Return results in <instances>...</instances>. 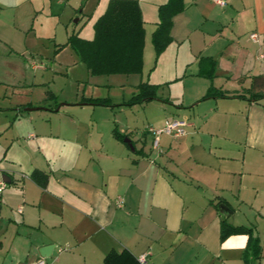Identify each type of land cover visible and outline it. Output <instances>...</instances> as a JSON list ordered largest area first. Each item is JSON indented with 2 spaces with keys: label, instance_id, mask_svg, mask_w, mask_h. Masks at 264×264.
I'll return each mask as SVG.
<instances>
[{
  "label": "crops",
  "instance_id": "crops-1",
  "mask_svg": "<svg viewBox=\"0 0 264 264\" xmlns=\"http://www.w3.org/2000/svg\"><path fill=\"white\" fill-rule=\"evenodd\" d=\"M183 1L173 43L148 71L152 18L141 7L144 69L120 104L82 97L43 106L54 102L47 97L0 106L13 119L0 128V264H105L111 251L142 264H247L249 235L222 240L223 220L253 229L264 264V97L250 93L264 76V0ZM36 4L0 0V87L21 85L23 22ZM206 59L217 64L212 78ZM142 82L160 86L159 98L127 105ZM95 99L110 104L87 102ZM174 120L186 121V133H163L156 146L151 129ZM47 246L55 248L43 258Z\"/></svg>",
  "mask_w": 264,
  "mask_h": 264
},
{
  "label": "rangeland",
  "instance_id": "rangeland-1",
  "mask_svg": "<svg viewBox=\"0 0 264 264\" xmlns=\"http://www.w3.org/2000/svg\"><path fill=\"white\" fill-rule=\"evenodd\" d=\"M109 2L110 0H36L37 12L23 22L18 53L21 61V85L0 87V106L9 108L17 101H31L38 106V102L47 97H55L54 102H44L45 105L41 103L43 106L54 105L55 101L61 105L65 100H82V97H109L116 105L125 98H130L127 96L133 85L141 80V75L93 76L68 45L73 34L86 40L94 39L95 23L105 13ZM167 2L168 0H139L141 7L152 18L146 24L148 45L152 51L151 60L147 58V71L157 61L152 44L153 21L158 19L155 7ZM12 108L18 109L17 105ZM140 111L136 114L142 118V110ZM126 116L125 114L123 119ZM12 121L5 113L0 114V128H7ZM140 124L144 127L142 122ZM12 129L11 131H15V127ZM24 131L23 128L22 140L27 138ZM15 136L17 137L16 133ZM11 139H14V133L8 132L2 143L8 147Z\"/></svg>",
  "mask_w": 264,
  "mask_h": 264
},
{
  "label": "trees",
  "instance_id": "trees-1",
  "mask_svg": "<svg viewBox=\"0 0 264 264\" xmlns=\"http://www.w3.org/2000/svg\"><path fill=\"white\" fill-rule=\"evenodd\" d=\"M185 9L183 0H168L158 9V25L152 35V44L156 60L173 43L171 30L173 18ZM95 36L92 40L83 39L76 34L70 36L68 45L80 58L93 76L141 75L144 69V48L146 32L139 0H110L104 14L95 23ZM212 64L209 77L214 76L216 62L206 59ZM160 86L142 82L137 86V93L127 103L134 105L159 98ZM211 93H215L213 89ZM251 97L259 101L264 97V76L254 77L250 88ZM224 96V94H222ZM99 105H109L108 99L87 100ZM124 140L125 136L117 135ZM33 179L40 183L44 174L35 171ZM249 235V244L245 253L247 264H256L262 257L261 241L254 236L253 229L233 226L222 221L221 239L235 234ZM105 264H142L128 251L118 253L111 251L104 260Z\"/></svg>",
  "mask_w": 264,
  "mask_h": 264
},
{
  "label": "built area",
  "instance_id": "built-area-1",
  "mask_svg": "<svg viewBox=\"0 0 264 264\" xmlns=\"http://www.w3.org/2000/svg\"><path fill=\"white\" fill-rule=\"evenodd\" d=\"M211 1L220 7H226L227 6L226 0H211ZM257 38H258L257 34L251 35V39L257 40ZM186 127H187L186 121L174 120V121L168 122L165 125V127H163L162 129H158V130L151 129V131L155 135V141H156L155 145L156 146L158 145L159 137L161 134L165 133L167 135H171L174 137L182 136L186 133V129H185ZM5 188H6L5 183H1L0 192H2ZM141 260L143 262L144 258ZM30 264H47V263L45 262V260L41 259V260L35 261L33 263H30Z\"/></svg>",
  "mask_w": 264,
  "mask_h": 264
},
{
  "label": "water",
  "instance_id": "water-1",
  "mask_svg": "<svg viewBox=\"0 0 264 264\" xmlns=\"http://www.w3.org/2000/svg\"><path fill=\"white\" fill-rule=\"evenodd\" d=\"M28 110H33V109H28ZM127 142H129L130 145L131 144V141L130 140H126ZM222 208V213L227 216V212H228V209L227 207H225L224 205L221 206ZM55 246H47V247H43L40 249V254L43 258H49L54 250Z\"/></svg>",
  "mask_w": 264,
  "mask_h": 264
}]
</instances>
